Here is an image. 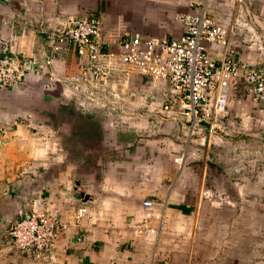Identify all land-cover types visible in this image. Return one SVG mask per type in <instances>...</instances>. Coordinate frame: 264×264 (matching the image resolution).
Segmentation results:
<instances>
[{
  "label": "crops",
  "instance_id": "obj_1",
  "mask_svg": "<svg viewBox=\"0 0 264 264\" xmlns=\"http://www.w3.org/2000/svg\"><path fill=\"white\" fill-rule=\"evenodd\" d=\"M204 4L229 33L227 48L205 45L216 61L227 55L247 67L264 66L258 49L264 46V0H0V56L5 47L38 69L52 46L46 33L62 29L69 17L98 18L109 38L127 32L178 38L179 15ZM56 49L45 73L33 70L20 86L0 90V264H40L6 243L10 225L32 211L57 213L71 224L56 241L58 264H187L190 257L178 247L200 226L204 191H191L181 177L190 181L196 167L209 170L210 156L195 160L209 146L205 137L189 141L191 161L180 171L174 159L188 128L179 109L163 110L168 83L153 89L134 72L118 74L108 89L120 100L96 105L72 83L84 59L65 42ZM228 107V135L215 143L228 147L264 130V104L243 79L231 81ZM146 200L153 209L144 208ZM82 208L87 214L75 224Z\"/></svg>",
  "mask_w": 264,
  "mask_h": 264
},
{
  "label": "built area",
  "instance_id": "obj_2",
  "mask_svg": "<svg viewBox=\"0 0 264 264\" xmlns=\"http://www.w3.org/2000/svg\"><path fill=\"white\" fill-rule=\"evenodd\" d=\"M236 2L242 5L243 0ZM178 21L183 27L178 38L156 39L128 32L109 38L98 18L69 17L62 29L46 33L52 46L47 61L38 69H35L38 64L34 60H19L7 48H2L0 90L20 86L33 70L45 73L57 58L56 44L59 42L73 45L78 56L84 59L78 78L72 83L78 92L86 89L89 100L96 105L101 101L108 107L120 100L108 89L109 81L118 74L127 77L134 72L148 81L153 89L160 82H166L170 93L166 95L163 110L172 113L179 109L187 122L188 133L181 140L184 146L174 159V164L182 171L190 159L188 150L192 139L202 135L206 144L212 146L217 133L221 137L228 135L226 121L233 79H243L253 99L264 104V66L247 67L231 61L227 55L218 63L205 45L227 48L229 33L212 19L204 6L197 7L193 13L179 15ZM257 40L253 34L252 43H258ZM258 49L264 50V46ZM143 206L151 210L154 203L146 200ZM86 214V209H79L74 214V223L77 224ZM146 217L149 219L151 214L147 213ZM69 226L71 224L64 223L57 213L32 211L10 225L6 243L32 261L58 264L54 253L56 241ZM138 228L143 229L142 226Z\"/></svg>",
  "mask_w": 264,
  "mask_h": 264
},
{
  "label": "rangeland",
  "instance_id": "obj_3",
  "mask_svg": "<svg viewBox=\"0 0 264 264\" xmlns=\"http://www.w3.org/2000/svg\"><path fill=\"white\" fill-rule=\"evenodd\" d=\"M245 138L228 147L219 141L207 146L195 158L210 156L207 173L196 167L192 180L181 177L191 191H204L196 215L200 226L178 247L190 257L187 264H264V130Z\"/></svg>",
  "mask_w": 264,
  "mask_h": 264
},
{
  "label": "water",
  "instance_id": "obj_4",
  "mask_svg": "<svg viewBox=\"0 0 264 264\" xmlns=\"http://www.w3.org/2000/svg\"><path fill=\"white\" fill-rule=\"evenodd\" d=\"M79 199L87 200V198L84 196H80Z\"/></svg>",
  "mask_w": 264,
  "mask_h": 264
}]
</instances>
